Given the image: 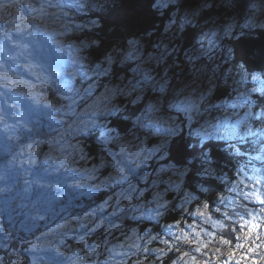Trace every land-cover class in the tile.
<instances>
[{"label": "snow or ice", "instance_id": "obj_1", "mask_svg": "<svg viewBox=\"0 0 264 264\" xmlns=\"http://www.w3.org/2000/svg\"><path fill=\"white\" fill-rule=\"evenodd\" d=\"M203 2L207 3V0ZM133 3H139V0H0V99L3 101L0 103V124H3L2 130L8 134L0 142V151L12 154L13 146L9 141L14 137L20 139L18 133L21 132L39 135L45 120L48 130L56 132L49 144L50 151L42 163L38 164L36 153L31 151L34 147L39 148V142L33 141L21 145L19 152L13 155L3 169V174H0V179H4L5 174L18 177L23 171L34 177L24 180L21 197L24 202L17 206L20 209L17 215H22L24 219L18 221L11 214L8 216L13 230L17 223L20 230L27 233L34 234V229H38L42 223L47 228L36 237L35 243L20 237L18 243L27 244L28 247L18 249L16 244L11 243L16 239L13 232L0 226V264H24L18 253L25 251L33 255L32 264L41 259L37 253L47 256L51 264H165V256L170 252L177 254L170 264H264V206L257 213L249 209L247 204L237 205L226 201L222 195L218 197L221 207L215 211L223 216V220L213 218L207 201H195V211H189L185 205L193 203L195 192L184 193L179 206L181 212L203 217L206 222L211 221L212 226L219 228L220 232L193 227L190 233L181 226L185 221L174 220L164 226L169 233L167 238L158 233L153 234L146 228L139 233L132 228L122 231L121 237L111 244L109 237L115 238L114 232L121 230V224L116 222L121 216L131 214L137 222H158L169 210L177 207L165 199L163 193L181 189L183 181L193 174L197 160L200 167L196 173L206 178L204 183L214 177L205 151L208 145L204 143L197 149L191 142H184L182 136H177V125L171 117L163 123L154 116L160 111L159 97L166 91L167 78L157 79L153 75L155 69L152 65L153 62L157 65L162 61L167 62L171 45L161 42L155 45L153 52L146 53L138 34L131 31L127 22L114 16L118 10ZM149 7L152 17L167 19L168 22L163 25L166 38L169 34L174 36L177 32L184 33L194 22L198 24V17L202 15L197 11L199 4L193 8L188 5V0H149ZM79 13L91 15L86 22H77L74 17ZM109 25L113 27V35H132L134 38L126 43L121 40L120 43L106 44L97 33L105 32ZM254 26L264 28V24L256 25L255 13H250L245 27ZM235 28H239V25L227 22L210 30L205 34L208 38L207 47L193 49L189 59L204 58L206 67L215 65L221 72H230L229 65L235 67L232 57L236 52L226 45L232 43L230 38L237 35ZM76 32L84 38L74 36ZM61 51L68 55V61L61 59L58 63L55 60L49 63L53 52ZM93 53H98L94 62L90 61ZM21 60L24 62L21 63ZM129 61L136 65L132 70V79L127 84L104 86L103 91L96 95L100 87L99 78L107 76L117 63ZM73 66H78L76 71H68ZM36 68H40L41 72H36ZM18 69L34 76L42 90L38 93L30 91L37 84L25 80L21 75H14ZM239 73V83L244 88L237 92L232 107L234 111L237 108L243 111L242 115L236 113L237 119L231 131L234 135L242 132L247 136L264 137V80L251 75L246 67L239 68ZM125 79H128L127 76ZM250 80L259 81L260 87L247 88ZM77 83L81 86L77 87ZM50 85H54L52 98L46 99ZM145 91L155 93L156 100L135 122L137 132L146 129L145 138L137 136L136 142L132 143L120 137L112 127L124 116L116 99L125 97L129 104L135 105L143 98L142 93ZM204 95L202 93L199 98L185 96L169 107L192 120L203 107L201 101ZM9 116L19 118L9 125L5 122ZM60 128L63 131H59ZM162 130L164 138L159 143H152L151 147L146 146L151 143L148 138L159 137ZM97 133L102 146L99 162L89 168L78 167L80 162L89 159L85 144L78 137L87 138ZM197 135L200 139L196 143H201L209 140L211 132L202 130ZM66 137L75 139L74 144L66 145L71 151L62 156L54 155L56 151H63ZM261 143H264V139ZM156 156L167 157V167L162 166L153 171L158 172L160 177L167 176L168 184L162 192L153 194L149 204L144 201L140 183L150 181L153 185H162L163 180L142 176L141 170H146L149 161ZM108 167L112 171L98 183L95 182L96 173ZM61 170L63 176L51 177V172L59 173ZM236 175L240 176V173ZM250 179L251 183H246V179L241 176L233 181L234 186L229 191L236 192L239 189V195L234 199L264 204L260 200L264 196V175ZM133 180L137 182L135 185ZM111 184H127V188L118 195L109 196L97 208L57 223L58 220H64L63 213L77 196H91ZM241 185L254 191L244 192ZM85 188L87 191H82ZM196 190L208 191L199 185ZM7 191L10 189L0 188V192ZM63 196L68 197L67 204ZM230 204L232 207L228 211ZM58 205L59 211L56 210ZM109 207L114 210L105 214V209ZM174 227L176 232H172ZM98 230L104 233L102 238L89 242L86 237ZM69 236L77 241L78 246L62 251L65 238ZM153 244L157 246L153 247ZM183 245L191 246V250H183Z\"/></svg>", "mask_w": 264, "mask_h": 264}, {"label": "rangeland", "instance_id": "obj_2", "mask_svg": "<svg viewBox=\"0 0 264 264\" xmlns=\"http://www.w3.org/2000/svg\"><path fill=\"white\" fill-rule=\"evenodd\" d=\"M240 0H207V3H204L203 0H199V8H197V11L202 13L198 17L199 23H193L191 26H195L196 30H198L197 37L194 41V45L192 47H181V40H182V32H177L174 36L169 34V37H165L163 34L158 38V41L155 45L163 44L167 45L170 44L169 53L170 58H166L167 62H161L159 65H157L155 62H153L152 67L155 69L153 72V75L156 76L157 79L160 77L166 76V91L165 93L159 97V108L160 111L154 116L156 118H159L163 123H166L168 118L171 117L177 125V135L180 133L183 134H189L193 136L194 133H198L200 131H209L211 132L210 138H226L229 135H234L231 131V128L235 126V121L237 119L236 113H239L242 115V109H235L233 110V103L236 100V94L238 91H243L244 86L241 85L239 82H232L233 84L230 86L228 93L224 97H218L216 95V90L221 85L225 84L227 76H230L233 72V66L229 65V68L231 69L230 72H221L218 67L213 65L212 67H206V59L201 58L200 60H197L195 57H192L189 59V54L193 52V49L199 50L201 48H206L208 45V38H206V35L210 30H215L221 26H223L224 23L231 22L234 26L239 25V28H235L237 31V35H240L244 33L246 30H253L255 28H261L258 26H254L251 28L245 27L246 21L249 17L250 13H255V21L256 25L264 24V0H248L249 3L247 4V8L242 12L240 11ZM239 3V4H238ZM190 5V4H188ZM191 6V5H190ZM193 8L197 7V4L194 6H191ZM239 7V8H238ZM168 22V21H167ZM166 22V23H167ZM241 29L243 31H241ZM164 32V29H163ZM143 42V40H142ZM144 50L146 53H151L154 51L155 45L152 47L147 48L144 44ZM227 47L231 48V46L228 44ZM218 52L221 51V49H217ZM63 59L65 62L68 61V55L65 54L64 51L61 52H53L52 57L49 58V63H51L53 60H55L57 63ZM23 63L24 61L21 60ZM129 65H131L129 67ZM117 66L120 67H126L127 69V75L126 70L125 71H117L111 68L110 72L107 76H101L98 80V84L100 87L96 91V95H99L101 91H103L104 86L112 87L113 85H120V84H127L133 76V69L136 67V65L132 62H122L117 63ZM78 66H73L68 69V71H76ZM41 71L40 68H36ZM213 69H215V75H213ZM261 74H256L253 76L259 77L260 80H264V78L260 77ZM127 76L128 79H125ZM34 76L28 74V79H33ZM117 78V80H115ZM137 79L139 77L137 76ZM251 81V80H250ZM250 81H248L246 87L247 88H259L260 83L259 81L254 82L257 85L250 86ZM253 82V81H251ZM77 87H80L81 85L77 83ZM86 86V85H85ZM54 90V87L52 90H50L47 95L52 98V91ZM34 92H40V90H31ZM50 93V94H49ZM204 93V100L201 101L203 104V107L200 109V112L197 114L196 117H194L192 120H188L183 114L177 113L173 108H170V105L175 104L178 100H182L185 96H191L195 98H199V96ZM48 97H46L48 99ZM142 99L137 102L140 103L145 100L144 102V109L139 110L140 113L138 116L134 118V121L132 122V125L130 129L127 132H118L119 136L124 138L125 140L135 143L136 137L139 136L140 139H144L146 136V129H141V131L137 132L135 130L136 128V119L137 117H140L143 115L148 106L155 102L156 100V94L151 91H145L142 93ZM116 102L121 105V108L123 111H126L129 106L133 104H129L127 99L125 97H117ZM136 105V104H135ZM11 116H9V119ZM8 119V120H9ZM55 127V126H54ZM47 130L48 128L45 127ZM59 131H63V128H60ZM56 135V132L54 131V135L51 136L49 139L44 140V142H47L45 145V148H33L31 151H34L36 153V158L39 163H42L44 161V157L46 154L49 153L50 148L49 144L51 143L52 138ZM99 134L96 136L98 137ZM164 132L163 130L160 132L159 137L152 136L149 137L148 140L151 141V143H147L146 146L151 147L152 143H159L160 139L164 138ZM241 138L243 137V133L241 132L238 134ZM93 136V135H92ZM92 136H89L87 138L78 137L79 139L83 140L84 144L91 145L88 141V138H92ZM98 140L99 144L100 141ZM174 137H169V139H173ZM252 139V138H251ZM264 137L258 136V140H262ZM3 142V141H1ZM75 139L72 137H66V142L63 146V151H56L54 155L56 156H62L63 154H66L67 152L71 151V148H68L67 144H74ZM40 144V142H39ZM264 144V143H263ZM60 147V146H55ZM115 148V145H113ZM99 150V151H98ZM118 151V149H116ZM96 152V160L93 156H90V153L85 145V153L89 157L87 162H80L77 166L83 167V168H89L93 163L99 162V157L102 155V146L100 144V147H98ZM264 154V152H263ZM13 158V157H12ZM12 158L9 160L11 161ZM165 157L156 156L152 160L149 161L148 166L146 170H141L142 176H149L153 180L161 178L163 180L162 185H153L150 181L144 182L142 181L140 183V187L143 189L142 195L145 202H148L149 204L153 200V194L156 191H163L164 187H167L168 184V177L163 176L160 177V174L158 172H154V169H159L160 167L164 166L167 167L165 164ZM110 159V158H109ZM19 160V157L17 158ZM6 160L5 162H2L0 164V174H3V169L9 162ZM169 163H172L169 161ZM27 167V166H25ZM261 167V166H260ZM111 167H108L106 169H100L97 173V179L95 182H99L101 179H103L104 176L108 175L109 172H111ZM253 173L248 174V178H252V176L257 173L258 167L253 166ZM259 174V173H257ZM20 175H24V177H20ZM20 175L17 177L15 174H12L11 176L5 174L4 179H0V188H9L10 191L7 192H0V210L7 209L6 212H0V226H3L6 231H12L13 235L16 237L13 242H17L16 247L18 249L21 248H27L28 245L24 244L21 245L18 243V240L20 237H23L26 241H30L32 243L36 242V237L40 236V234L47 230V228L41 224V226L38 229H34L33 233H27L22 230H20V225L17 223L15 225V230H13L12 225L9 223L8 216L11 214L14 219L16 220H23L24 217L22 215H17V213L20 212V209L17 207L22 202V189L23 187L19 186V182L21 184H24V180H32L34 177L25 172H21ZM52 178H55L56 176H63V170L61 172H51L50 173ZM82 175V174H81ZM262 176V175H261ZM248 179V180H249ZM185 181V180H184ZM184 181L181 184V189H173L170 192L163 193L165 199H168L173 204L177 205V207L169 210L172 211V214L168 212V215H174L178 216L177 220H183L185 223H183L181 226L185 229V231L192 232L193 227L196 229L199 228H205L209 231L213 228L211 221H205L203 217L200 216H194L189 215L188 212H181L180 211V205L182 204V195L184 193H188L189 191L185 189L184 187ZM53 183H55V179L52 180ZM71 183V181H69ZM132 183L135 185L137 182L135 180L132 181ZM19 187V188H18ZM127 188V184H124L122 186H118L117 184H111L100 191H97L93 193L91 196H77L75 200L72 201V205L68 207V210L63 213L64 220H58L59 222H65L67 219L73 218L75 216L81 215L85 211H89L93 208H97L103 201L107 200L109 196L118 195L122 191H124ZM240 188L244 192H250L254 191V189H250L248 191V188L244 185H241ZM181 190V193H180ZM82 191H87V189H83ZM108 191V192H106ZM93 198V200H92ZM65 204H67L68 197L63 196L62 197ZM85 199V200H84ZM87 203V204H86ZM209 203V202H208ZM113 204H115V201H113ZM192 205V206H190ZM210 205V212L212 216H214V211L217 208L215 205ZM238 205V204H237ZM196 203L194 204L189 203L185 205L189 211L194 212L196 208ZM264 206V205H263ZM262 206L255 207L254 210L258 213V208ZM15 209V211H13ZM214 209V211H212ZM57 211H59V205L57 206ZM114 209L112 207H109L105 209V214H108L112 212ZM216 212V211H215ZM99 215V213H98ZM173 216V217H174ZM216 216V215H215ZM171 219V217H170ZM128 221L131 222L130 224L121 225L120 231L114 232V237H109V240L111 241V244H114L116 242V239H119L121 237L122 231H128L129 229L135 228L137 232L139 233L142 229H147L148 231H151L153 234H160L161 236H165L166 238L169 236V233L165 230L166 224L173 223L174 220L167 222L164 224L162 221H152L148 222L147 220H140L137 222L136 220H133L130 216L128 218ZM119 223L118 221H116ZM120 224V223H119ZM54 226V225H53ZM191 226V227H190ZM206 226V227H205ZM172 232H176V227L172 229ZM178 234V233H177ZM104 235L103 232L97 231L95 234H93L90 237H86V239L91 242L92 240H100L102 236ZM111 244L109 246H111ZM77 241L73 240L70 236L65 238V246L62 248V251H66L69 247L75 248L77 247ZM153 247L157 246L156 244L152 245ZM183 250L189 251L191 250V246L189 245H183ZM19 258L24 261V264H32L33 261V255L28 252H20L18 253ZM38 256L41 257V259L37 260L36 264H41L42 260L46 261L49 259L47 256H45L43 253H37ZM71 255V253H69ZM199 255V254H196ZM177 254L174 252L167 253L165 256V264H170V261L173 259H176ZM50 261V260H49Z\"/></svg>", "mask_w": 264, "mask_h": 264}, {"label": "trees", "instance_id": "obj_3", "mask_svg": "<svg viewBox=\"0 0 264 264\" xmlns=\"http://www.w3.org/2000/svg\"><path fill=\"white\" fill-rule=\"evenodd\" d=\"M198 3L199 0H188V4L191 6ZM239 3L241 8L240 11L243 12L247 8L249 1L240 0ZM151 11L152 10L149 7V0H139V3H133L118 10L114 16L127 22L130 25L131 31L136 32L139 38L143 40L146 47L149 48L155 45L158 38L164 34L163 25L167 22L166 18L160 16L152 17ZM90 15L91 14L79 13L76 14L74 18L77 22H86ZM197 33L198 30H196L195 26H191L190 29L186 30L182 34V40L180 42L181 47L182 45L183 47H192L197 37ZM97 35L106 44H112L113 42L120 43L121 40L126 43L127 40L134 38L132 35H113V27L111 25H109L105 32L97 33ZM74 36H80L82 39L84 38V36L79 32H76ZM230 39L233 42L229 45L236 52V55L232 57L235 62V67L232 68L233 72L231 75L227 76L225 84L217 88L216 95H218L219 98L224 97L228 93L230 86L233 84L232 82L240 81L239 68L246 67L251 75L261 74L260 77L264 78V28H255L253 30L249 29L238 36L231 37ZM236 41H239V43H236ZM97 55L98 53H93L90 56V61L94 62ZM113 69L116 70V72L126 70L125 74L127 75L126 67H120L116 64L113 66ZM115 80H117V78H115ZM248 85L255 86L257 84L250 81V84ZM144 102L145 100L136 105L129 106L128 109L124 111L122 120L113 124L112 127L119 132H127L130 129L134 118L139 115V110L144 109ZM177 136H182L184 142H191L197 149L202 147L204 143L208 145L205 151L208 153L209 163L213 168V179L208 183H204L206 178L196 173V169H199L200 167L199 160H197L196 167L193 169V174L185 179L184 186H182L189 192H195L192 204H194L195 201H207L211 205H215L217 208L221 207L220 200L218 198L219 196L222 195L226 197L235 195V192L229 191V189L234 186V180H238L242 176L246 179V183H251V179L248 178V174L254 172L253 166H257L259 173L264 175V145L260 140H258V136H252V139L250 140L247 135H243L242 138L245 137L244 139H242L239 135H229L226 138L209 139L207 141H201V143H196V141L200 139L197 133H194L193 136L180 133ZM27 137V139L31 141L36 140V137L42 138V131H40L39 135H36L34 132L33 134H29ZM96 137L97 136H93L91 139L88 138L91 145L85 144L90 156H93L95 160V151H97L98 147H100ZM21 145H23V139L19 141L17 147H21ZM16 150L17 148L15 147L14 151ZM189 161H191V157H189ZM237 173H240V176H237ZM198 185L207 188L208 191H197L196 188ZM248 190H250V188H248ZM260 200L263 201V196L260 197ZM240 201L241 203L247 204L249 209H254L255 207L264 205L261 204L260 201H243L242 198ZM223 210L224 209H222V211ZM227 210L230 211L231 207L229 206ZM212 211H214V209ZM168 212L172 214V211ZM168 212L159 221H162L165 224L172 220H177V215H168ZM216 219L223 220V216L217 213ZM124 223L128 225L131 222L127 220L124 221ZM211 231L220 232L221 230L213 227ZM13 243L17 245V242Z\"/></svg>", "mask_w": 264, "mask_h": 264}, {"label": "water", "instance_id": "obj_4", "mask_svg": "<svg viewBox=\"0 0 264 264\" xmlns=\"http://www.w3.org/2000/svg\"><path fill=\"white\" fill-rule=\"evenodd\" d=\"M128 216H121V219L119 221L122 223ZM44 264H51V263H44Z\"/></svg>", "mask_w": 264, "mask_h": 264}, {"label": "bare ground", "instance_id": "obj_5", "mask_svg": "<svg viewBox=\"0 0 264 264\" xmlns=\"http://www.w3.org/2000/svg\"><path fill=\"white\" fill-rule=\"evenodd\" d=\"M8 121V120H7ZM1 135H3L2 133H1ZM12 145V144H11ZM14 149H15V147H13L12 148V153L14 152ZM8 154V153H7ZM10 155V154H9ZM125 223H122L121 225H124ZM206 227V226H205Z\"/></svg>", "mask_w": 264, "mask_h": 264}]
</instances>
